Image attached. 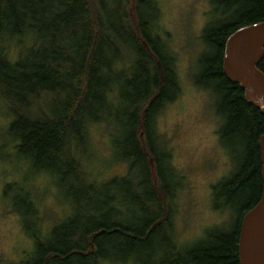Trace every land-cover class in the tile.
Here are the masks:
<instances>
[{
  "label": "trees",
  "instance_id": "obj_1",
  "mask_svg": "<svg viewBox=\"0 0 264 264\" xmlns=\"http://www.w3.org/2000/svg\"><path fill=\"white\" fill-rule=\"evenodd\" d=\"M210 3L195 82L213 94L219 143L233 162L229 176L211 185L214 207L229 218L187 246L174 222L184 176L157 128L159 113L181 92L175 53L158 32L157 0H0L7 133L32 173L53 174L72 205L42 237L34 196L21 193L15 211L33 222L24 224L34 243L26 264H239L240 221L262 190L264 114L226 78L222 56L229 34L264 20V0ZM256 67L264 74V47ZM93 124L111 134L126 167L105 181L121 183L119 195L91 179Z\"/></svg>",
  "mask_w": 264,
  "mask_h": 264
},
{
  "label": "rangeland",
  "instance_id": "obj_2",
  "mask_svg": "<svg viewBox=\"0 0 264 264\" xmlns=\"http://www.w3.org/2000/svg\"><path fill=\"white\" fill-rule=\"evenodd\" d=\"M157 3L158 32L175 53L181 90L159 113L157 128L172 149V161L184 176L185 186L177 192L174 222L178 242L188 246L229 218L226 210L214 207L211 185L229 176L233 162L219 143L220 119L213 94L195 82L199 72L196 63L203 50L202 28L212 17L210 0H157ZM3 109L0 101V264H26L34 243L24 224L32 228L33 222L29 215L25 219L15 211L21 193L32 192L35 197L37 222L44 229L42 237L70 214L72 205L53 174L42 171L33 174L30 159L17 153V143L7 133L12 117ZM88 136L91 179L104 181L109 193L119 195L115 187L121 183L105 182L112 176L118 180L126 172L113 150L111 134L106 135L105 127L93 124Z\"/></svg>",
  "mask_w": 264,
  "mask_h": 264
},
{
  "label": "water",
  "instance_id": "obj_3",
  "mask_svg": "<svg viewBox=\"0 0 264 264\" xmlns=\"http://www.w3.org/2000/svg\"><path fill=\"white\" fill-rule=\"evenodd\" d=\"M264 47V20L237 28L224 42L222 69L244 88V98L264 114V74L256 67ZM262 190L257 203L240 221L239 264H264V133L258 139Z\"/></svg>",
  "mask_w": 264,
  "mask_h": 264
}]
</instances>
